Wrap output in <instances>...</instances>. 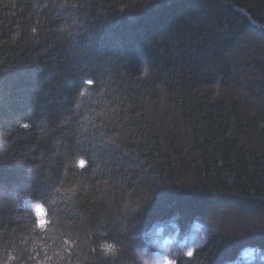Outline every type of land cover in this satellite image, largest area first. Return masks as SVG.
<instances>
[{
    "label": "trees",
    "instance_id": "trees-1",
    "mask_svg": "<svg viewBox=\"0 0 264 264\" xmlns=\"http://www.w3.org/2000/svg\"><path fill=\"white\" fill-rule=\"evenodd\" d=\"M168 260L264 264V0H0V264Z\"/></svg>",
    "mask_w": 264,
    "mask_h": 264
},
{
    "label": "snow or ice",
    "instance_id": "snow-or-ice-1",
    "mask_svg": "<svg viewBox=\"0 0 264 264\" xmlns=\"http://www.w3.org/2000/svg\"><path fill=\"white\" fill-rule=\"evenodd\" d=\"M95 81L93 79H88L86 81V84L89 86V87H92L94 85ZM25 128L28 127L27 124L24 125ZM79 167L81 169H86L88 167L87 163L85 160L81 159L79 161ZM35 215H36V226L38 228H43L45 227L47 224H48V221L47 219L45 218L46 217V210L44 209V207L40 204H36L35 205ZM107 248V250L111 251L113 250V245L111 244H108L105 246ZM187 256L190 258L193 256V252L189 251L187 253ZM167 264H173V261L171 260H168L167 261Z\"/></svg>",
    "mask_w": 264,
    "mask_h": 264
},
{
    "label": "rangeland",
    "instance_id": "rangeland-1",
    "mask_svg": "<svg viewBox=\"0 0 264 264\" xmlns=\"http://www.w3.org/2000/svg\"><path fill=\"white\" fill-rule=\"evenodd\" d=\"M22 201H23V200H22ZM24 201H26V200H24ZM28 201H29V200H28ZM23 203H24V204H23ZM23 203H22V207H21L23 211H28V212H30V213H31V212L33 213V212L35 211L34 208L31 207V203H30V202H29V203H28V202H23ZM34 214H35V212H34Z\"/></svg>",
    "mask_w": 264,
    "mask_h": 264
}]
</instances>
